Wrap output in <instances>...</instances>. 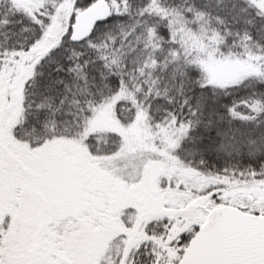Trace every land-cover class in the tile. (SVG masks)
<instances>
[{
    "label": "snow or ice",
    "instance_id": "obj_1",
    "mask_svg": "<svg viewBox=\"0 0 264 264\" xmlns=\"http://www.w3.org/2000/svg\"><path fill=\"white\" fill-rule=\"evenodd\" d=\"M0 264H264V0H0Z\"/></svg>",
    "mask_w": 264,
    "mask_h": 264
}]
</instances>
